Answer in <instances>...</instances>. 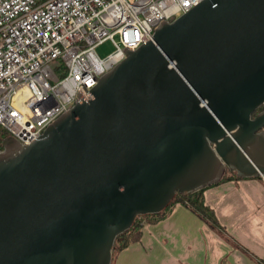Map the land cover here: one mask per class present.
Instances as JSON below:
<instances>
[{"label":"water","instance_id":"obj_1","mask_svg":"<svg viewBox=\"0 0 264 264\" xmlns=\"http://www.w3.org/2000/svg\"><path fill=\"white\" fill-rule=\"evenodd\" d=\"M122 50L31 143L3 139L0 264H111L177 195L264 177V0H201Z\"/></svg>","mask_w":264,"mask_h":264},{"label":"built area","instance_id":"obj_2","mask_svg":"<svg viewBox=\"0 0 264 264\" xmlns=\"http://www.w3.org/2000/svg\"><path fill=\"white\" fill-rule=\"evenodd\" d=\"M200 1L0 0V126L31 143L74 105L78 90L89 99L91 72L99 79L125 57L122 49H137L161 20ZM107 40L113 51L97 56Z\"/></svg>","mask_w":264,"mask_h":264},{"label":"crops","instance_id":"obj_3","mask_svg":"<svg viewBox=\"0 0 264 264\" xmlns=\"http://www.w3.org/2000/svg\"><path fill=\"white\" fill-rule=\"evenodd\" d=\"M202 198L220 231L178 202L143 221L139 240L111 264H264V177H230L204 188Z\"/></svg>","mask_w":264,"mask_h":264},{"label":"trees","instance_id":"obj_4","mask_svg":"<svg viewBox=\"0 0 264 264\" xmlns=\"http://www.w3.org/2000/svg\"><path fill=\"white\" fill-rule=\"evenodd\" d=\"M6 137H7L6 130L0 126V150L2 149V141ZM228 172L230 174L229 175L225 174L224 177L221 179V181L229 179L230 177L242 178V177L237 176L235 172H232V171H228ZM202 191L203 189L195 193L186 195V196L177 195L175 199L172 201V203L161 213L155 214V215L141 216L137 218L134 225L126 233L116 238L114 248H113L112 259L122 249L126 248L130 244L137 242L139 240L143 221L153 222V221L159 220L160 218L164 217L168 213V211L170 210L173 204L178 203V202L187 206L197 216H199L204 221H206L211 228L219 230V226L217 224V220L215 218V215L213 214V211L204 205L203 198H202ZM258 264H263V263L258 262Z\"/></svg>","mask_w":264,"mask_h":264},{"label":"rangeland","instance_id":"obj_5","mask_svg":"<svg viewBox=\"0 0 264 264\" xmlns=\"http://www.w3.org/2000/svg\"><path fill=\"white\" fill-rule=\"evenodd\" d=\"M114 49L111 41L107 40V41H104L102 44L98 45L94 52L97 56H100V57H104L106 56L107 54H109L110 52H112ZM226 174H230L229 172H227Z\"/></svg>","mask_w":264,"mask_h":264},{"label":"flooded vegetation","instance_id":"obj_6","mask_svg":"<svg viewBox=\"0 0 264 264\" xmlns=\"http://www.w3.org/2000/svg\"><path fill=\"white\" fill-rule=\"evenodd\" d=\"M227 172H228V171H227ZM227 172H226V173H227Z\"/></svg>","mask_w":264,"mask_h":264}]
</instances>
